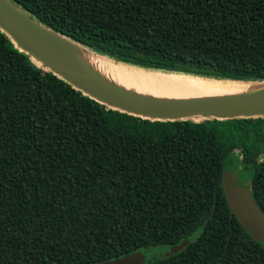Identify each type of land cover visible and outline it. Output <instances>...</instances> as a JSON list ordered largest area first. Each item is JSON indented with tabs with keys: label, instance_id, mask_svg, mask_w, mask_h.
<instances>
[{
	"label": "trees",
	"instance_id": "trees-1",
	"mask_svg": "<svg viewBox=\"0 0 264 264\" xmlns=\"http://www.w3.org/2000/svg\"><path fill=\"white\" fill-rule=\"evenodd\" d=\"M11 1L130 67L264 82V0ZM227 169L264 212V118L151 121L112 110L0 31V264L135 252L143 264H264V245L225 199Z\"/></svg>",
	"mask_w": 264,
	"mask_h": 264
},
{
	"label": "water",
	"instance_id": "water-1",
	"mask_svg": "<svg viewBox=\"0 0 264 264\" xmlns=\"http://www.w3.org/2000/svg\"><path fill=\"white\" fill-rule=\"evenodd\" d=\"M0 31L36 66L57 76L80 91L82 95L112 110L151 121L200 122L211 119L264 118V82L212 79L247 86L243 92L228 96L180 100L144 96L112 85L90 70L74 55V51L78 50L111 64L133 70L159 74L173 73L134 68L98 55L40 24L11 0H0ZM222 187L229 209L241 227L255 242L264 245V212L258 207L249 188L239 181L235 169L224 171ZM187 244L188 240L185 239L179 245L170 247L165 255L177 253ZM145 260L146 256L142 252H135L113 260L91 264H143Z\"/></svg>",
	"mask_w": 264,
	"mask_h": 264
},
{
	"label": "bare ground",
	"instance_id": "bare-ground-1",
	"mask_svg": "<svg viewBox=\"0 0 264 264\" xmlns=\"http://www.w3.org/2000/svg\"><path fill=\"white\" fill-rule=\"evenodd\" d=\"M74 55L83 61L94 73L102 76L114 86L136 94L160 99H192L209 96L235 95L246 90V85L223 82L207 78L178 74H159L117 66L75 50ZM228 86V87H227Z\"/></svg>",
	"mask_w": 264,
	"mask_h": 264
},
{
	"label": "rangeland",
	"instance_id": "rangeland-1",
	"mask_svg": "<svg viewBox=\"0 0 264 264\" xmlns=\"http://www.w3.org/2000/svg\"><path fill=\"white\" fill-rule=\"evenodd\" d=\"M230 83H232V82H230ZM239 85H240V83H235V84L232 85V86H231V84H229L228 86H230V87H233V86L235 87V86H236V87H237V86H239ZM228 86H227V87H228ZM241 181H242L243 184H247V182H248L247 179H246L245 177H243V176H241Z\"/></svg>",
	"mask_w": 264,
	"mask_h": 264
}]
</instances>
